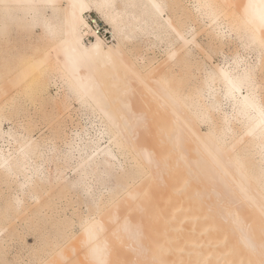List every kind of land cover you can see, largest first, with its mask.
<instances>
[{
  "label": "bare ground",
  "instance_id": "6f19581e",
  "mask_svg": "<svg viewBox=\"0 0 264 264\" xmlns=\"http://www.w3.org/2000/svg\"><path fill=\"white\" fill-rule=\"evenodd\" d=\"M92 12L111 25L113 43L86 39ZM14 21L54 42L23 64L41 80L47 73L43 100L60 108L42 137L0 106V183L12 186L0 187V233L22 216L58 220L35 264H264V0H0V33ZM201 32L222 64L199 58L214 62ZM232 36L254 46L253 62L240 54L226 62ZM138 40L141 52L128 47ZM164 42L155 68L147 53ZM8 70L0 98L26 68ZM57 81L63 98L46 93ZM134 81L150 115L135 110ZM71 192L89 208L79 235L52 202Z\"/></svg>",
  "mask_w": 264,
  "mask_h": 264
},
{
  "label": "rangeland",
  "instance_id": "374dc122",
  "mask_svg": "<svg viewBox=\"0 0 264 264\" xmlns=\"http://www.w3.org/2000/svg\"><path fill=\"white\" fill-rule=\"evenodd\" d=\"M92 13L97 15L103 22L105 21L96 12H92ZM104 23L108 25L107 22ZM108 26L112 29L111 25ZM200 31L201 29L198 30V32ZM41 35H42V31L40 27L31 28L29 26L24 25L22 22H17V21H14V23L7 26L5 31L0 33V79H9L12 77V74L9 73L8 68L14 71L17 70L18 68L21 69H23L24 67L26 68V71L24 73L25 76L22 78L23 81L20 85L10 86L9 83L7 82V87H6L7 93L1 96L0 106L3 105L4 103H9L6 104V106H10V108H12L11 112L12 115L14 116L15 121L16 120L22 122L26 121L25 123H28L27 128L29 130H32L35 135L37 136L41 135L43 137L51 131V128L53 127L51 123L52 121L55 122V115L59 111L60 105H58L57 103H50L49 101L43 100V93H44L43 91L45 87L43 85V82H45V80H49L47 73L43 77V80H41L39 69H37L36 67H26L23 64V62H29L33 59L32 57L34 53H36V51L38 50V47H40L43 50H48V49L49 51L52 50L51 47L53 46L54 42L50 41L47 38L43 41L40 40ZM234 36H232L233 39L235 38ZM197 41L203 46V48H205L206 52L211 55L214 62L212 63L210 59L206 57L204 52H202L199 56V58L202 61H205L206 64L209 66L212 64L223 63L222 55L207 45V40L203 32L199 34V36L197 37ZM134 43L136 44L134 45ZM166 44H167L166 42H164L163 44L161 43L159 47L154 48L147 53V58L154 63L155 68H157L159 64L166 59V55L164 53V49H165L164 45ZM133 46H135L133 51H135L136 47H138L136 49L140 48L142 50L141 40L135 42H129L128 47L131 49V47L133 48ZM253 47L254 46L250 48L248 46H242L239 40L234 39V41L231 42L229 46L226 48V56H227L226 62L228 61V59L232 58L234 55L237 54L243 55L244 57L247 58L249 62H253L256 59V55H257V52ZM139 50L137 51L141 52V50L140 51ZM133 51L129 54V57L131 59H134L136 53H138ZM49 57L50 59L54 58L52 52L49 53ZM258 82L260 85L259 94H262V96H264V89L261 87L264 86L263 85L264 69H263V73L259 74ZM134 85L138 91L134 96H132V99L133 100L135 99V101L139 102V104L137 103L135 105V110L147 112V114L149 112L150 115L152 103L150 101L149 102L147 101L148 100L147 94L143 89V87L135 81H134ZM64 86L65 85H62L61 81H57V85L52 84L50 88L47 89L46 93H49L52 97L63 98L65 93H67L66 88ZM59 91L61 93V96H57L58 95L57 93ZM141 99L143 100V102L141 101ZM60 102L58 101V103ZM74 105L75 108H78V105L76 103H74ZM147 108L148 111H145L147 110ZM69 125L70 124H67L68 127ZM5 127L8 128V125L5 124ZM139 132L143 133V135L140 133L139 137L145 138L144 132H146V130H144V128L143 129L141 128L139 129ZM55 144L58 146V148H60V150L65 148V145L62 143L60 139L57 140ZM141 144H144V142L142 141ZM67 177L69 179L74 178L75 174L72 171H68ZM91 183L93 186L95 185L94 186L95 190H99L98 192L96 191L97 193H100V191L102 192V190H104L105 192L103 191L101 195L102 194L105 196L107 195L108 192L106 191L108 190L107 189L108 187L107 188L103 187L104 188L103 189L101 186L102 184L99 185L100 182L97 183L93 180ZM0 187H4L3 189L6 191L7 189H5V187H12V186L6 185V183L2 182L0 183ZM0 192H2L1 189ZM69 194L65 196L67 200L66 199L64 200L63 197H61L62 199L60 197L59 198L57 197L58 199L54 198L52 202L55 201L54 205H57L58 203V205L61 206L60 208H62V205L64 206V208L61 209L62 212L64 209L63 214L61 212L62 218L71 216L72 219L71 217L70 219L69 217H67V220L69 222L75 219L73 221L75 223L71 222L72 223L71 225L75 227L71 226L72 229L70 230L73 231L75 234L79 235L80 228L78 227L79 225L77 224L79 223L80 217L83 218L88 213L86 212L89 209L86 207L87 199L86 196L82 194L81 195L73 194V192ZM68 196L74 199L73 200L71 199L69 201L68 199L70 198H68ZM1 197L2 196L0 195V205L1 203L4 202L3 201L4 197L3 199ZM58 200H60V202H58ZM64 201L66 202L69 201V202L66 203ZM84 202L86 203L84 204ZM68 204H70L69 205L70 208L68 207ZM65 206H67L68 208ZM0 207H2V205ZM72 208L76 210L74 211ZM75 214L79 215V219L74 218L78 216ZM80 214H82L83 216ZM22 218L20 217L19 219L17 218L18 220L17 219L16 221L14 220V223L13 224L11 223L10 227H8L9 229L7 228L8 230L5 228L0 233V241L3 243V244L1 243L2 244L1 246H3L1 248L3 250V253L0 254V264H35L38 257L41 256L42 254V248L46 246L47 241L49 242L51 238L52 240L53 238L55 239L56 232L61 227L58 220L55 221L53 220L46 224L45 223L41 224L42 221L40 222L37 221L36 219L27 220L24 218V216H22ZM77 221L78 223H76ZM5 222L7 221H4L3 223L5 224ZM3 223L2 226H4ZM72 255L73 253L69 250L64 252V256L65 257L67 256L68 259L71 258ZM56 261H57L56 264H63L66 260L58 258ZM79 261H81L79 262V264H91L89 261L84 259ZM64 264H68L67 261Z\"/></svg>",
  "mask_w": 264,
  "mask_h": 264
},
{
  "label": "built area",
  "instance_id": "2783aa9c",
  "mask_svg": "<svg viewBox=\"0 0 264 264\" xmlns=\"http://www.w3.org/2000/svg\"><path fill=\"white\" fill-rule=\"evenodd\" d=\"M85 19L88 26V35L86 36L87 40L99 37L107 43H113L115 41V35L111 28L106 25L97 15L93 13H86Z\"/></svg>",
  "mask_w": 264,
  "mask_h": 264
}]
</instances>
